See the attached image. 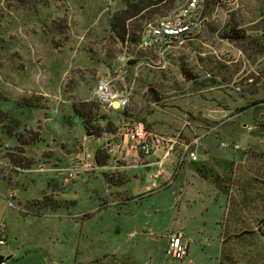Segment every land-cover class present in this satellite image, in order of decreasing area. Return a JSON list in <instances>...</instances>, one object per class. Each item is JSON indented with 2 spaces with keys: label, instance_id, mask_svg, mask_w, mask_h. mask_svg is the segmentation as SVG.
<instances>
[{
  "label": "rangeland",
  "instance_id": "obj_1",
  "mask_svg": "<svg viewBox=\"0 0 264 264\" xmlns=\"http://www.w3.org/2000/svg\"><path fill=\"white\" fill-rule=\"evenodd\" d=\"M186 1L159 8L146 22L170 16ZM123 5L122 0H0V95L8 100L0 97V109L13 120L0 122L16 125L7 132L0 124V220L7 229L0 264L219 263L209 237L191 243L182 261L167 258L164 238L153 239L162 229L136 228L142 217L147 221L139 206L123 205L119 212L118 204H111L118 197L115 187L128 197L141 194L146 170L124 183L98 168L67 178L66 169L82 152L91 165L97 151L107 163L99 136L116 132L128 119L161 135L207 133L212 156L219 159L212 181L220 188L209 177L189 176L187 194L175 205L177 221L187 233L200 228L212 236L225 214L234 233L260 227L261 233L227 238L220 262L240 263L252 250L256 264H264V33L258 23L264 0H233L205 15L203 8L199 29L160 63L148 62L138 45L120 42L109 30V18ZM231 25L243 40L226 38ZM119 72L124 80L115 87L128 90V106L106 109L95 100L96 81ZM21 99L39 107H17ZM82 102L98 107L86 125L72 110ZM18 158L31 169L16 167ZM163 213L154 214L160 219ZM228 253L231 262L224 258Z\"/></svg>",
  "mask_w": 264,
  "mask_h": 264
},
{
  "label": "built area",
  "instance_id": "obj_2",
  "mask_svg": "<svg viewBox=\"0 0 264 264\" xmlns=\"http://www.w3.org/2000/svg\"><path fill=\"white\" fill-rule=\"evenodd\" d=\"M204 1L187 0L186 4L177 12L145 25L140 34L138 49L146 53L145 59L148 62L160 63L163 55L170 51L173 46L182 43L199 29ZM123 80V72L117 73L114 78L99 77L95 85V100L104 105L106 109L121 111L126 109L130 93L127 89L120 86L115 87L117 82H122ZM216 129V127H213L210 132ZM205 134L207 133L185 142L181 140V131L171 136L161 135L148 130L140 121L128 119L121 123L116 132H104L99 136L101 141L99 150L104 151L107 163L98 165L93 160L94 164L91 165L86 162V158H90V155L82 152L79 162L66 169L67 178L73 179L81 170H90L92 168L116 170L119 166H123L120 163H125L124 157L126 155H132L137 161L132 165H128L131 168H137L138 166L147 167L148 165L142 162V157H155L153 165L157 167V170L151 177L154 180L164 173V163L177 147L180 149L177 159L178 166L187 161L197 162L202 160L196 146L198 141L204 138ZM225 146V143H219V147L223 148ZM233 148H237V145H233ZM153 186L156 187V185ZM8 206L21 212L25 211L19 205H15L10 201H8ZM6 241V224L0 220V246L5 245ZM164 254L167 258L179 261L186 258L187 244L182 241L181 232L169 231L166 234ZM1 264L4 263L1 262Z\"/></svg>",
  "mask_w": 264,
  "mask_h": 264
},
{
  "label": "crops",
  "instance_id": "obj_3",
  "mask_svg": "<svg viewBox=\"0 0 264 264\" xmlns=\"http://www.w3.org/2000/svg\"><path fill=\"white\" fill-rule=\"evenodd\" d=\"M186 136V130L184 131L183 135L181 136V140L188 142L192 138L190 137H185ZM198 154L204 155V159L202 161H197V162H191L187 161L183 163L181 166H178L177 164V159L180 154V149L177 147L175 151L172 152V154L169 156V158L165 161L164 163V173L159 176L156 179H152L151 177L155 174L157 167L153 165L155 161L154 156H147V157H142V162L147 164V167H142L138 166L137 168H131L128 165H132L136 163L137 159L132 156V155H126L124 157L125 163H120L123 166H119L116 170H110V169H103V168H98V170L101 171V174L106 176L107 178L112 179L113 181H129L130 178H136L138 179L140 173L142 174H147L148 172V181L143 182V192L141 194H136L135 196H130L128 197L125 194H122L121 192L118 191V188L115 187L117 184H113V186L116 188V193L118 195L116 200H113L111 204L116 203L118 204V211L120 212V209L123 205L126 206H139V210L142 209L141 213H143L144 216H146L147 221H145L144 217H142L140 220L143 219V222L141 225L136 226L140 228L150 227L151 229V224L153 225V230L160 231L162 233L160 236L153 235V239L155 241H158L161 237L164 238L165 240V245H166V234L169 231H179L182 233V241L187 244V254H188V249L191 243L197 244L199 242V237L203 238V240H206V238H210V242L208 243V247H213L216 250L217 254V259H220L222 257V246L227 243V238L230 237H242L246 234H253L255 232L261 233V228L260 227H253L248 229L246 226L243 227L242 229H238L236 233L232 232L230 222L227 221L226 214L225 216L220 220V222H217L220 230H214V234L209 235L206 233L205 230H201L198 228L195 233H187L185 229L183 228L181 222L177 221V214L178 210L180 208H176V204L180 205L181 201L184 200L185 195L187 194V187H188V179L189 176L191 175H198L202 178H210L212 181V178L214 177L213 174L215 173V170H213V167L218 163L219 159L213 158V152L211 150V147L208 143V138H202L198 141L197 146H196ZM202 157V156H201ZM208 160L210 161V166L206 164L205 162ZM146 170L147 172L142 171L141 169ZM97 169H94L93 173L96 172ZM92 173V172H90ZM221 180V179H220ZM215 184V188H220V183L218 185L215 183V180L212 181ZM122 183V184H123ZM153 185H156L154 187ZM225 188V187H224ZM154 189V191H153ZM218 190V189H217ZM222 192V190H220ZM225 191V189H224ZM225 193V192H223ZM226 195V193H225ZM227 206V195H226V204L225 208ZM176 208L175 211L169 212L174 210L173 208ZM151 209L152 212H151ZM163 210V215L160 219H158L157 216H155L154 213H156L157 210ZM167 212V213H165ZM157 224V225H156ZM159 224V225H158ZM162 226V228L160 227ZM136 233L135 229L132 230L130 233L131 235H134ZM198 234L199 236H196ZM201 235V236H200ZM213 239V240H212ZM209 241V240H207ZM247 246H244L245 249ZM255 248V246H254ZM252 250H249L248 252L245 251L242 256V259H240V263L237 264H256L257 262V255H253ZM187 257V256H186ZM226 262H231L232 259H230V254L228 253L226 256H224ZM259 260V259H258Z\"/></svg>",
  "mask_w": 264,
  "mask_h": 264
},
{
  "label": "trees",
  "instance_id": "obj_4",
  "mask_svg": "<svg viewBox=\"0 0 264 264\" xmlns=\"http://www.w3.org/2000/svg\"><path fill=\"white\" fill-rule=\"evenodd\" d=\"M123 8L118 10L116 13L111 15L109 18V30L120 42H129L138 45L140 42V34L145 27L146 20L150 19L152 15L156 14L159 8L171 7L176 0H122ZM178 2H183L185 0H177ZM233 0H205L204 1V15L210 13L214 7L220 6L224 3L232 2ZM161 6V7H159ZM140 22L145 25L140 26ZM261 25L262 32L264 33V14H262L258 20ZM236 25H231L229 27L230 35L226 38L230 40H243L245 36L243 33H238L237 29L234 27ZM1 97V95H0ZM2 101H8L6 98L1 97ZM37 103V102H36ZM30 101L29 99H21L19 102H15L17 107L21 108H36L39 107L38 104ZM97 105L94 102H82L78 105H73L72 110L79 118L83 120V123L89 124L88 119L93 117L97 111ZM0 118L5 122L6 120H12L11 116H8V112L2 111L0 109ZM3 121L0 122L1 126L10 132L11 129L15 128L16 125H3ZM13 121V120H12ZM86 129V128H85ZM111 132V131H110ZM107 132V133H110ZM113 133V132H111ZM37 135L36 133H34ZM18 139V138H17ZM99 152H95L94 159L98 165H104L105 160L98 158ZM16 167L21 170L31 169L29 162H25L24 159H17Z\"/></svg>",
  "mask_w": 264,
  "mask_h": 264
}]
</instances>
